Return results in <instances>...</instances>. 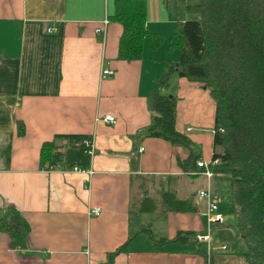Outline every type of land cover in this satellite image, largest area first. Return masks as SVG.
Segmentation results:
<instances>
[{"label":"crops","instance_id":"obj_1","mask_svg":"<svg viewBox=\"0 0 264 264\" xmlns=\"http://www.w3.org/2000/svg\"><path fill=\"white\" fill-rule=\"evenodd\" d=\"M115 1L0 0V148L10 145L8 165L0 159V209H16L28 225L21 234L0 230V264H105L118 248L111 264H247L229 177L200 174L193 178L201 185L188 192L183 183L192 177L178 164L187 150L144 135L152 91L174 96L175 128L198 146L200 161L211 162L209 90L176 71L162 85L156 80L178 61L169 38L197 0H145V28L161 40L153 46L145 38L132 60L118 58L123 27L111 19ZM102 69L113 74L102 77ZM59 134L91 137L87 169L41 168L42 144ZM146 179L177 181L169 189L179 198L195 193L198 210L134 211L135 196H151L149 186L139 191ZM206 188L217 195L223 223L211 226L209 244L174 240L180 231L207 234L198 195ZM94 207L100 213L89 215Z\"/></svg>","mask_w":264,"mask_h":264},{"label":"trees","instance_id":"obj_2","mask_svg":"<svg viewBox=\"0 0 264 264\" xmlns=\"http://www.w3.org/2000/svg\"><path fill=\"white\" fill-rule=\"evenodd\" d=\"M145 7V0L115 1L111 19L123 27L118 58H140L147 37L153 46L160 43L161 39L145 28ZM187 11L189 17L177 24L169 38V46L179 50V59L156 80L162 85L176 71L209 90L215 115L208 169L229 177L236 227L245 246L239 254L247 264H264V0H197L187 5ZM148 107L151 118L144 135L185 148L187 157L178 164L190 177H198L204 170L196 164L200 150L175 128L176 97L152 91ZM18 133L23 134L21 124ZM9 148V144L0 148L5 166ZM90 162L91 137L84 134L55 135L40 150L44 169H87ZM194 196L179 198L171 189L162 188L159 197L145 194L136 198L133 210L195 212ZM0 230L21 234L28 225L16 209L5 207L0 209ZM173 239L199 243L192 232L180 231ZM122 249L108 253L105 264H111ZM202 253L206 257L207 253Z\"/></svg>","mask_w":264,"mask_h":264},{"label":"built area","instance_id":"obj_3","mask_svg":"<svg viewBox=\"0 0 264 264\" xmlns=\"http://www.w3.org/2000/svg\"><path fill=\"white\" fill-rule=\"evenodd\" d=\"M108 23V20L105 19L102 21L103 26L105 27ZM95 33L102 35L104 33V28L103 27H97L95 29ZM113 74L112 69H102L101 71V76L102 77H107ZM104 120L108 122H113L114 117L112 116H104ZM142 150V148L140 149ZM198 167L204 168V170L201 172V174H204L207 178H210L212 173L208 169V165L200 160L196 162ZM74 170L76 171H84L85 169H80L75 167ZM198 195L201 199H203L206 202V211H205V216H206V221L208 224V229H207V234H200L197 233L195 235V239L198 242H207L208 244L210 243V231H211V226L216 225V224H221L224 221V218L221 213L218 212V201H217V195L213 193L210 189H202L198 192ZM100 213V209L98 207H94L90 209L89 215H98ZM221 249H225V246H222ZM208 251H210V247L208 248ZM205 264H211L210 260L207 258Z\"/></svg>","mask_w":264,"mask_h":264},{"label":"rangeland","instance_id":"obj_4","mask_svg":"<svg viewBox=\"0 0 264 264\" xmlns=\"http://www.w3.org/2000/svg\"><path fill=\"white\" fill-rule=\"evenodd\" d=\"M198 179V178H197ZM146 182H143V184L145 185L142 189H139V191H143L144 188H146V186H149V191H147L151 196H154V197H159L160 195V190L163 188L165 189H169V187H173L174 185H178L177 181L175 183V181H166V180H162V183H161V180L159 179H152V180H149V179H146L145 180ZM174 182V183H173ZM201 180L200 178L198 180H196V178H192V179H187V180H184V183L183 185L187 188V191L188 190H197V188H199V186L201 185ZM138 191V192H139ZM137 192V193H138ZM189 192V191H188ZM195 192V191H194ZM136 193V195H137ZM139 194V193H138ZM195 194V193H194ZM137 197L135 196L134 197V200L133 202L135 201ZM239 238L242 239L241 235L238 234ZM238 237H235V240L236 241H239ZM231 240H233V237L231 238Z\"/></svg>","mask_w":264,"mask_h":264}]
</instances>
